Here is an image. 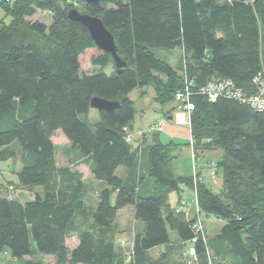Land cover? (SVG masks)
Returning <instances> with one entry per match:
<instances>
[{
    "label": "trees",
    "instance_id": "1",
    "mask_svg": "<svg viewBox=\"0 0 264 264\" xmlns=\"http://www.w3.org/2000/svg\"><path fill=\"white\" fill-rule=\"evenodd\" d=\"M83 5V13L101 19L113 36L126 65L119 72L107 53L90 58L94 73L81 71L79 58L96 47L87 30L67 18L75 8L69 0H0V11L11 18L9 24L0 19V161L15 158L12 146H18V186L42 190L25 201L0 197V254L8 249L13 258L28 257L32 240L54 264H115L114 222L120 210L133 207L142 230L133 239L129 264H164L169 231L177 244L195 250L201 264H264V112L232 100L211 103L198 93L216 80L254 92L252 81L264 62V0H99ZM35 10L49 12L51 23L30 24L23 34L16 23ZM154 48H179L183 67L173 68ZM186 82L194 104L192 147L196 153L220 151L221 192L203 181L196 189L199 213L223 221L207 240L196 229V217L174 213L167 202L169 192L179 194L181 186L193 185L191 176H176L167 166L178 145H163L159 133L152 134L151 144L145 136L140 143L125 140L136 112L129 97L133 90L151 87L162 111L175 103V93ZM94 97L117 107L99 113L91 125L83 116L90 113ZM175 104L167 118L179 108ZM56 131L82 158L72 167L56 164ZM79 165L88 166L93 179L106 187L98 192L88 221L76 224L86 196L82 176L73 168ZM119 167L126 170L127 181L116 175ZM137 168L141 175L134 179ZM70 233L77 238L72 249L66 244ZM155 248L163 249L156 260L149 255Z\"/></svg>",
    "mask_w": 264,
    "mask_h": 264
},
{
    "label": "rangeland",
    "instance_id": "2",
    "mask_svg": "<svg viewBox=\"0 0 264 264\" xmlns=\"http://www.w3.org/2000/svg\"><path fill=\"white\" fill-rule=\"evenodd\" d=\"M13 0H10L12 2ZM70 3L76 8V10L79 13L84 12V5L82 2H78V0H69ZM4 4V3H3ZM8 3L6 2L5 5ZM0 19L3 21L4 24H9L11 21L10 16L6 15L2 10L0 11ZM33 23H39L46 27H48L51 23V14L47 11L43 10H35L34 14L31 17L25 18L22 23H16V26L20 32L27 33L28 26ZM152 52L161 59H167L168 63H170L173 68L177 69L180 67H183V52L179 48H175L173 50H165L161 48H154ZM101 54L100 51L97 49L93 50H87L84 55H82L79 58L80 62V68L81 71L86 74H92L94 73L97 68L91 66L90 64V58L93 56H98ZM154 93L153 89L151 87H145L143 89L137 88L132 91L130 94V99L134 101V107H135V119H134V126L136 127L137 131H145V135L142 136H135L133 143L139 142L144 136L146 137L148 144L152 143V132L147 131L150 123L154 122L155 119H161L163 122V125L161 127V130L159 132V141L163 145L170 146L169 142H173L176 146H180L179 150H174L172 155L174 158L168 163L167 166H170L173 173L175 175L179 176H191L193 180V185L191 188H186L184 186H181L183 189L185 195H183V198H181L177 203V194L175 192H169L167 194V202L170 205V208L174 210V213L176 214H182V212L185 213V216L187 218L191 217H197L199 216L200 221V227L201 232L203 233L205 239L211 238L216 232H218L219 228L222 226L223 221L218 220L212 216H204L201 215V213H197L195 205L197 204L194 200V194L193 191L197 189V183L198 180L194 182V174H193V167L192 164H194L197 168H199L198 164V158L200 162L205 160H210L207 162V165L205 168L202 169L201 175L200 173L198 176H201L206 180L208 183L210 179V188L213 190L214 193L221 192V175L220 171H216V161L220 158V151L219 150H203V151H197L199 153H196L194 151V148L190 147L189 143V127L186 125L187 116L186 114L179 108H176L173 110V120L170 121L166 117L168 115V110H171V107L176 105L175 103L169 105L168 107L165 106L162 111H160L161 107L158 105V103L154 102L153 100ZM164 112L166 114H164ZM97 111L91 110L89 114L83 116L88 123L93 125L96 121L99 120L97 118ZM132 132V131H128ZM136 134V133H135ZM188 142V146L187 143ZM54 145H55V159L56 163L58 165H64L66 163H71L73 160V157L75 155V151L71 148L68 141L65 139V137L62 135L60 131H58L57 135L54 137ZM16 146V145H14ZM19 148V147H18ZM14 149V155H15V161H20V149ZM176 148V147H174ZM69 150V151H68ZM205 153L207 155V159L204 157H200ZM200 169V168H199ZM12 170V167H9V162H2L0 161V184H2L6 189L8 188L5 179L14 180V182H18V180L13 177V174L9 172ZM90 171V170H89ZM214 171V175L211 176L210 172ZM84 172V176L86 178L85 181V187L88 190V199L85 204V210L82 214H79L75 219L74 223L78 224L81 222V220H87L89 217V214L92 210L96 208L95 205H93V192H91V189L93 190V183H92V175L90 172L89 177H86V171L84 169L82 170ZM120 171L118 172L120 174ZM196 178V177H195ZM198 179V177L196 178ZM94 180V179H93ZM96 181V180H95ZM94 182V181H93ZM196 185V186H195ZM4 190V189H3ZM3 190L1 192H3ZM7 193L11 191H6ZM42 192L41 188H33L29 189L28 191H25L24 193V199L29 198L33 199L35 193ZM197 192V191H196ZM182 193V192H180ZM183 194V193H182ZM6 196V195H4ZM92 196V197H91ZM197 196V193H196ZM197 199V198H196ZM186 202V207H183L180 211V213L177 212L176 208L181 205V202ZM97 202V201H96ZM177 203V204H176ZM176 204V205H175ZM198 206V205H197ZM199 210V209H198ZM88 221V220H87ZM197 221V220H196ZM115 226V236H119L120 232H126L130 234V232H133V229L139 228L137 220L134 219L131 210L129 208H125L124 211L118 214L116 217V220L114 222ZM123 230L125 231H121ZM170 236V244L167 245L165 248V251L167 252L165 257V263L164 264H201L200 260L197 257L191 256L187 249L183 247L182 245L177 244L174 241L175 233L169 231ZM67 246L72 249L77 244V238L76 234L70 233L69 238L66 240ZM120 247H119V246ZM115 248L117 250V261L115 264H129V255L131 254V243L128 242V240H124L123 242H120L118 244L115 241ZM118 248L122 249L124 251H119ZM31 249L32 254L28 257H24L22 259H16L10 256V253L8 249L3 250L0 254V264H24L27 260H32L36 262H42V263H48V264H54V260L52 256L49 255H42L40 254L36 247L34 246V243L31 240ZM163 251L162 248H159V250H152L149 252V255L152 259L156 260L157 258H160V253ZM196 255V254H195Z\"/></svg>",
    "mask_w": 264,
    "mask_h": 264
},
{
    "label": "built area",
    "instance_id": "3",
    "mask_svg": "<svg viewBox=\"0 0 264 264\" xmlns=\"http://www.w3.org/2000/svg\"><path fill=\"white\" fill-rule=\"evenodd\" d=\"M252 86L254 92L252 94H247L243 92L240 88L236 87V85L230 81V80H216V81H210L207 82L202 88L199 90V94L205 97V99L208 102H216L221 99L225 100H232L237 101L238 103L248 106L250 109L256 112H264V62L262 65V69L259 74L253 79ZM174 101L178 104L179 108L186 114L187 121L186 125L190 127L189 125V116L191 112L194 110V104L191 101V92L189 88V84L186 82L184 85V88L182 91L176 92L174 95ZM163 125L162 120L156 119L154 122H152L147 131H150L152 133H159L161 130V127ZM126 131L125 140L128 143H133V139L135 136H142L145 135V131H137V132H128ZM136 133V134H135ZM189 143L190 147L193 146L192 138L189 136ZM193 167V176H194V182L198 180V182L202 181L201 176H198L200 173L199 168H197L194 164H192ZM210 175H214V171L210 172ZM198 177V179L196 178ZM194 194V200L197 203V196L196 191H193ZM189 206L186 204V202L182 201L181 205L176 208L177 212L180 213L181 210H183V207ZM196 211L198 213V206L195 205ZM196 229L198 232H201L200 227V218L199 216L196 217ZM186 251L191 256L196 257L195 250L193 248H188ZM129 260L131 259L132 253L129 255Z\"/></svg>",
    "mask_w": 264,
    "mask_h": 264
},
{
    "label": "crops",
    "instance_id": "4",
    "mask_svg": "<svg viewBox=\"0 0 264 264\" xmlns=\"http://www.w3.org/2000/svg\"><path fill=\"white\" fill-rule=\"evenodd\" d=\"M132 93V92H131ZM130 93V94H131ZM129 97H130V95H129ZM133 101V100H132ZM134 102V101H133ZM98 113V112H97ZM172 115H173V113H171L170 114V116L168 117V120H170V121H172L173 120V117H172ZM97 118H99V113L97 114V116H96ZM135 119V118H134ZM156 120V119H155ZM154 120V121H155ZM97 122V121H96ZM95 122V123H96ZM151 124V123H150ZM134 130H136V127L134 126V121H133V123H132V131H134ZM57 133H58V131H56L55 133H54V135H53V137H52V142H53V145H54V137L57 135ZM147 140V139H146ZM142 140H140L138 143H140ZM69 143V142H68ZM147 143H148V141H147ZM71 146V145H70ZM54 147H55V145H54ZM12 148L13 149H16V148H18V146H12ZM71 148H72V146H71ZM179 148H180V146H177L176 148H174V150L176 151V149H178L179 150ZM18 149H20V148H18ZM73 149V151H75V155H74V157H73V160H72V162L71 163H66V164H64V165H58L57 163V166H59V167H72V163L73 162H75V161H79V160H81L82 158H81V156L78 154V151L77 150H75L74 148H72ZM69 151V150H68ZM180 151V150H179ZM199 153V152H198ZM55 157V156H54ZM200 157H206L205 159H207L208 157H207V155L205 154V153H203L202 155H200ZM15 158H12V159H9V160H6L7 162H9V167L11 166L12 167V170H10L9 172H11L12 174H13V177H15L16 179H17V174H18V172L20 171V169H21V164H20V161H18L17 160V162L14 160ZM6 161H2V162H6ZM55 161H56V159H55ZM210 160H205V161H202V162H200V160H199V158H198V164H199V171H200V175H201V172H202V169L203 168H205L206 167V165H207V162H209ZM74 168V170L75 171H77L78 173H80L81 174V176H82V181H83V184H84V188H85V193H86V196H85V204H86V201H87V199H88V193H87V189H86V187H85V181H86V178H85V176H84V172H82V170L84 169V171H86L85 173H86V175H88V176H86V177H89V176H91L90 175V169H89V167L88 166H86V165H79V166H76V167H73ZM120 169H121V172H120V174L118 173L119 171H120ZM116 175L118 176V177H120V178H122V179H124V180H126L127 181V173H126V170L124 169V168H122V167H119L117 170H116ZM141 175V172H140V170H139V168H137L136 169V172H135V174H134V179H136V177H139ZM176 176H179V175H176ZM202 178V177H201ZM94 181V182H93ZM132 181H133V179H132ZM202 181L204 182V183H206L209 187H210V185H209V183H210V179H209V181H208V183L206 182V180L204 179V178H202ZM5 183H6V185H7V189L2 185V184H0V197L1 196H4V195H6V196H8V197H15V198H18V199H20V200H22V201H25V200H30L29 198H26V199H24L25 197H24V193H25V191H28L27 189H23V188H21V187H19L18 186V182L16 183V182H14V180H10V179H5ZM92 183H93V190L91 189V192H93V205H97V195H98V192L101 190V189H103V188H105L106 186H105V184L103 183V182H100V181H95V180H93L92 179ZM4 189V190H3ZM3 190V192H1ZM11 191L12 190V193L10 194V192L9 193H7L6 191ZM183 189L181 188V190H180V192H182V193H179V194H177L178 196H177V203H178V201L181 199V198H183V195H185L184 194V192L182 191ZM92 197V196H91ZM176 203V204H177ZM175 204V205H176ZM127 208H129L130 210H131V213H132V215H133V217H134V212H133V207H127ZM126 208V209H127ZM125 209H122V210H120L118 213H117V216H118V214L119 213H121L122 211H124ZM93 211V210H92ZM116 216V217H117ZM116 220V219H115ZM138 222V221H137ZM115 225V224H114ZM138 225H139V228H137V229H133V232L131 233L130 232V234H128V233H126V232H120V234H119V236L117 235V237H116V242L118 243V244H120V242H123L124 240H128V242L129 243H131V250H132V244H133V239H134V237H135V235L136 234H138V233H140V231L142 230V224L140 223V222H138ZM122 230L121 231H125V230H123V228H121ZM174 241L175 242H177V236H176V234H175V237H174ZM119 246V245H118ZM120 247V246H119ZM159 250V248H155V250ZM118 250L119 251H124L123 250V248L122 249H120V248H118ZM154 250V249H153ZM152 251V250H151ZM117 258H119L118 256H117V250H116V248H115V262L117 261Z\"/></svg>",
    "mask_w": 264,
    "mask_h": 264
},
{
    "label": "water",
    "instance_id": "5",
    "mask_svg": "<svg viewBox=\"0 0 264 264\" xmlns=\"http://www.w3.org/2000/svg\"><path fill=\"white\" fill-rule=\"evenodd\" d=\"M78 1L89 5H97L99 3V0ZM67 18L72 22L80 24L87 30L98 51L101 53L110 54L112 64L115 67L116 72H119L121 68L126 66L125 63L118 57L114 38L103 26L101 19L85 13H79L75 8L69 10L67 13ZM116 107V102H108L97 97L92 98L90 102L91 110H95L98 113L111 112Z\"/></svg>",
    "mask_w": 264,
    "mask_h": 264
}]
</instances>
